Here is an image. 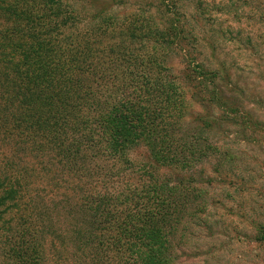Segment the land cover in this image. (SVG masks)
Masks as SVG:
<instances>
[{
	"label": "trees",
	"instance_id": "trees-1",
	"mask_svg": "<svg viewBox=\"0 0 264 264\" xmlns=\"http://www.w3.org/2000/svg\"><path fill=\"white\" fill-rule=\"evenodd\" d=\"M213 4L0 0L3 264H177L208 207L199 165L229 156L213 136L246 126L230 66L201 53Z\"/></svg>",
	"mask_w": 264,
	"mask_h": 264
},
{
	"label": "rangeland",
	"instance_id": "rangeland-1",
	"mask_svg": "<svg viewBox=\"0 0 264 264\" xmlns=\"http://www.w3.org/2000/svg\"><path fill=\"white\" fill-rule=\"evenodd\" d=\"M211 6L208 21L200 19L198 26L212 35L215 56L207 58L208 46H200L201 53L212 68L216 59L230 66V78L217 84L246 126L234 121L226 126L227 136L214 135L228 158L211 156L199 165L202 171L196 168L208 207L186 230L177 264H264V0H214ZM170 65L174 73L182 68L178 57ZM145 154L140 147L132 158L140 161Z\"/></svg>",
	"mask_w": 264,
	"mask_h": 264
}]
</instances>
